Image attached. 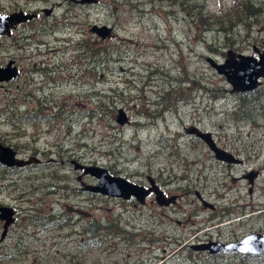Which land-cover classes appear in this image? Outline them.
Wrapping results in <instances>:
<instances>
[{"label":"rangeland","instance_id":"rangeland-1","mask_svg":"<svg viewBox=\"0 0 264 264\" xmlns=\"http://www.w3.org/2000/svg\"><path fill=\"white\" fill-rule=\"evenodd\" d=\"M40 8L52 12L0 38V64L19 69L0 87V142L41 160L0 163V205L16 214L0 264H264L190 248L264 235V118L235 115L236 93L205 61L264 47V0H0V13ZM93 24L113 29L101 38ZM192 125L242 163L215 159ZM69 158L180 196L166 209L91 193L82 184L96 178L77 180Z\"/></svg>","mask_w":264,"mask_h":264},{"label":"water","instance_id":"water-1","mask_svg":"<svg viewBox=\"0 0 264 264\" xmlns=\"http://www.w3.org/2000/svg\"><path fill=\"white\" fill-rule=\"evenodd\" d=\"M80 4H95L98 0H77ZM48 14L49 10H45ZM36 16L35 13L24 12L23 10L13 11L11 13H0V36L9 35L11 30L17 24L31 20ZM112 27L108 25L91 26V31L96 33L101 38L109 36L112 32ZM205 61L216 71L218 75L225 77L230 84V91L235 93L249 92L262 84L264 78V50L257 52V56L243 53H236L229 49L222 62H217L210 56L205 57ZM13 61H8L5 67L0 66V87L3 83L14 79L18 75L16 66H12ZM128 121L125 111L122 108L118 109L116 115V122L123 125ZM186 132L200 138L208 146L209 150L214 154L215 159L227 162L240 164L241 159L235 158L234 155L220 148L213 140L210 132L203 131L196 126H190ZM35 161H38L35 158ZM30 160H24L17 155V152L8 145L0 142V163L8 168L23 167L29 164ZM75 162V169H83V174H89L97 179V184L94 186H87L86 188L92 192L107 195L109 197L121 198L127 200L135 197L139 202L143 203L144 198L150 192L155 195V201L160 206H167L173 202L175 197L167 198L162 190L154 183L153 179L149 177L150 187L144 188L125 177L111 174L107 168L97 165H84L77 161ZM257 173L255 171L248 172L245 177L249 184L252 185ZM205 206L209 203L203 201ZM210 206V205H209ZM15 211L9 206L0 205V220L3 221L1 239H3L8 231L9 225L14 221ZM195 250H208L210 254L226 251H238L241 253L261 254L264 253V235L260 233H250L245 235L242 239L222 243V242H208L198 245H192Z\"/></svg>","mask_w":264,"mask_h":264},{"label":"flooded vegetation","instance_id":"flooded-vegetation-1","mask_svg":"<svg viewBox=\"0 0 264 264\" xmlns=\"http://www.w3.org/2000/svg\"><path fill=\"white\" fill-rule=\"evenodd\" d=\"M75 1V0H74ZM52 9V8H51ZM51 9H47V8H40L39 10H26V9H19V10H23L24 12H29V13H35L36 14V16L33 18V19H31V20H27V21H25V22H21V23H19V24H17L16 25V27L15 28H13L12 30H11V32H10V34L9 35H3V36H10L15 30H17V29H19L20 27H21V29H31L32 28V26H30V23L31 22H33L34 20H36L38 17H39V13L40 12H44L46 15H48L49 13H51L52 12V10ZM45 10H49V12H48V14L45 12ZM18 11V10H17ZM10 13V12H9ZM30 36V35H29ZM2 36H0V38H1ZM264 50V47L263 48H261V47H258V46H256V45H254V46H252V51H253V53H250V55H254V56H257V52H261V51H263ZM237 53V52H236ZM226 56V55H225ZM13 61V63H12V66H16L17 67V70H18V74H19V69H18V66L16 65V63H15V60L14 59H12V58H9V60L8 61ZM8 61L6 62V64L5 65H1L0 64V66H2V67H5L6 65H7V63H8ZM218 62V61H217ZM18 76V75H17ZM16 76V77H17ZM12 80V79H11ZM264 83V78L262 79V84ZM261 84V85H262ZM260 85V86H261ZM255 90V89H254ZM253 91V90H252ZM245 92H247V91H245ZM187 130V129H186ZM185 130V131H186ZM191 136H194V137H196L195 135H191ZM196 138H198V137H196ZM200 139V138H199ZM208 147V146H207ZM221 148V147H220ZM223 149V148H222ZM226 150V149H225ZM233 155H234V157L235 158H238V159H241V163H242V161H243V159L242 158H240L239 156L240 155H238V154H235V153H232ZM19 155V154H18ZM35 158L36 157H34V156H29V157H27V158H22V159H24V160H30L31 162L29 163V164H26L25 166H23V167H26V166H29V165H31V164H33V163H37V164H40L41 163V160L40 159H38V161H35ZM53 162L55 161V159H51ZM74 161H76L75 159H72V158H69L68 160H60L59 162L62 164V165H71L72 167H73V169L75 170V171H80V174H78V176H77V180H79V181H82V178L84 177V176H86V175H88V176H91V175H89V174H83V169L81 170V169H75V162ZM78 162V161H77ZM222 162V161H221ZM80 164H84V163H81V162H79ZM240 163V164H241ZM222 164H226V165H228L229 163H226V162H223ZM84 165H91V164H84ZM23 167H17V168H23ZM12 168H14V167H10L8 170H11ZM109 171V170H108ZM110 172V171H109ZM111 173V172H110ZM112 174V173H111ZM246 175V174H245ZM244 175V176H245ZM93 177V176H92ZM149 177L150 178H152L153 179V181H154V183L162 190V192H163V194L167 197V198H169V197H175V199L173 200V202H170L165 208L167 209V208H169V206H172L175 202H176V200L179 198V196L180 195H178V194H170V187L167 185H162L161 184V182H160V179L157 177H153V176H151L150 174H148V175H146V180H147V184H143V183H136V182H134V183H136V184H138V185H141V186H143L144 188H148V187H150V183H149ZM95 178V177H94ZM97 180V179H96ZM97 183H95V184H82L83 185V189H85V190H87V191H89V192H91V193H95V192H92V191H90L89 189H87L86 187L87 186H94V185H96ZM166 187H167V190H166ZM251 190V187L249 188V191ZM100 194V193H99ZM103 195V194H102ZM196 195H197V197L201 200V203L203 204V201H205L204 199H202L201 198V196L198 194V193H196ZM105 196H107V195H105ZM119 199H121V198H119ZM150 199V201H152V200H154L155 201V195H154V193L153 192H150L149 194H147L146 196H145V198H144V202L143 203H141V202H139L135 197H131V198H129V199H127V200H125V202H131L132 204H134V207H137L139 204H140V206L139 207H144L145 205H146V203H147V200H149ZM123 200V199H122ZM205 202H207V201H205ZM207 203H209V202H207ZM204 205V204H203ZM210 205V206H209ZM209 205H207L208 207H210V208H214V206L211 204V203H209ZM205 206V205H204ZM17 213V212H16ZM15 216H16V214H15ZM2 221V220H1ZM179 222V221H178ZM2 224H3V221H2ZM7 233H8V231H7ZM7 235V234H6ZM208 242H212V241H208ZM208 242H206V243H208ZM213 242H219V241H213ZM198 244H202V243H197V244H194V245H198ZM190 248L192 249V250H194V251H205V250H195V249H193L192 248V244H190Z\"/></svg>","mask_w":264,"mask_h":264},{"label":"trees","instance_id":"trees-1","mask_svg":"<svg viewBox=\"0 0 264 264\" xmlns=\"http://www.w3.org/2000/svg\"><path fill=\"white\" fill-rule=\"evenodd\" d=\"M249 4V3H248ZM248 4H243V8L244 11L246 13H248L251 8L248 7ZM252 6V5H250ZM244 12V14H245ZM215 23V21H214ZM217 25H221L222 21H216ZM235 24L234 23H229L228 26H221L222 30H227L226 28L229 27H233ZM236 98H237V109L235 107V115H239V118H256L255 117V112L257 111V115H262V118H264V106L262 103V99L264 100V86L261 85L259 87H257L255 90L253 91H249V92H239L236 93ZM249 95H253V99H255L253 102L248 99ZM249 107V108H248ZM255 120V119H254ZM253 120V121H254Z\"/></svg>","mask_w":264,"mask_h":264}]
</instances>
